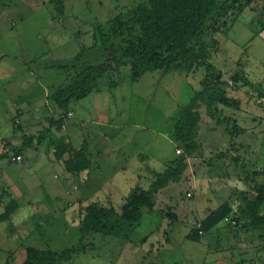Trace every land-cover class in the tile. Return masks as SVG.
Listing matches in <instances>:
<instances>
[{"label":"rangeland","instance_id":"obj_1","mask_svg":"<svg viewBox=\"0 0 264 264\" xmlns=\"http://www.w3.org/2000/svg\"><path fill=\"white\" fill-rule=\"evenodd\" d=\"M147 1L0 0V215L13 201L20 206L10 221L0 224V264H22L24 245L55 253L86 246L84 254L63 264H151L153 257L162 260L160 264H256L264 259V251L255 249L261 243L252 239L258 233H250L245 243L224 222L199 242L186 239L202 224L195 219L196 204L218 207L228 200L230 190L248 191L264 181H245L249 175L264 172V0H254L239 18L229 21L227 34L218 35L220 47L212 59L223 81L231 86L230 98L240 103L239 111L226 110L224 116L236 120L245 133L231 142L203 110L202 156L190 165L181 182L159 195L155 213L144 215L129 241L94 234L83 242L82 210L99 203L120 212L121 196L138 182L133 177L139 172L137 167L144 164L157 174L171 167L178 158L174 127L202 89L204 71L148 73L135 82L127 66L115 93L104 87L101 94L81 102L83 106L97 104L95 122L99 124L91 129L107 136L110 144L103 158L93 162L95 168L96 164L101 167L95 170L96 177H70L63 163L62 167L48 166L57 145L73 148L65 137L69 124L61 131L52 128V135L43 136L44 142L34 151L19 155L21 163L12 162L25 129L28 135L39 137L48 126L41 122L31 130L25 116L29 114L34 123L45 119L50 92L66 84L73 73L65 67L83 52L85 61H96L97 40L100 44L103 36L112 37L114 21ZM241 77L252 87L239 83ZM18 111L24 112V119ZM5 117L10 121L4 123ZM69 118L74 119L73 112ZM139 154L140 159L136 158ZM143 169L140 173L146 176ZM115 173L116 181L122 183L118 193L99 184ZM170 190L178 197L173 214L179 219L173 226L168 217L161 216ZM188 193L194 199H187ZM167 237L170 244L164 242Z\"/></svg>","mask_w":264,"mask_h":264},{"label":"trees","instance_id":"obj_2","mask_svg":"<svg viewBox=\"0 0 264 264\" xmlns=\"http://www.w3.org/2000/svg\"><path fill=\"white\" fill-rule=\"evenodd\" d=\"M253 3L254 0H148L129 15L114 21L112 37L103 36L100 44L97 40L93 49L99 50L96 61H85L83 52L71 66L65 67L73 73L67 78L66 84L50 92V109L44 119L48 126L44 128L42 125L45 124L42 123L43 131L39 132V137L26 134L21 147L15 151L17 156L29 149L34 151L36 146L44 142L43 136L52 135V128L61 131L70 119L73 103H81L93 94H101L104 87L110 93H115L124 67H130L135 82L148 73L183 71L193 74L204 71L200 83L202 89L174 127V141L182 154L165 173L152 174L153 180L148 191L134 188L124 198L120 212L112 206L105 207L99 203H92L83 209V242L94 234L129 241L130 233L141 224L144 215L155 213L159 195L181 182L189 171L190 161L202 156L200 132L203 110L215 127L224 129L231 142L234 143L240 134L245 133L236 120L224 116L226 110L239 111L240 103L230 98L231 86L229 82L223 81L212 59L220 47L218 35L227 34L229 21L239 18ZM114 40L117 44L109 46ZM97 62L99 64L96 65ZM238 80L252 87L246 78ZM56 157L66 166L70 177L80 176L90 170L87 141L80 150L64 144L57 145ZM253 177L249 175L245 181L255 184V178L264 179V172H256ZM252 194L257 197L252 199ZM233 196L239 201L237 210L233 209L232 200L222 205L202 222L203 233L206 236L230 219L236 226L229 223L228 227L240 229L244 233H258V240L264 246V181L252 185L248 191H235ZM19 208L16 201L11 202L0 215V224L10 221ZM168 217L178 219L169 213ZM201 238L196 229L192 231L190 240L199 242ZM22 250V264H63L84 254L86 246L82 244L80 248L61 253L27 245Z\"/></svg>","mask_w":264,"mask_h":264},{"label":"crops","instance_id":"obj_3","mask_svg":"<svg viewBox=\"0 0 264 264\" xmlns=\"http://www.w3.org/2000/svg\"><path fill=\"white\" fill-rule=\"evenodd\" d=\"M102 92H103V90H102ZM83 105H85V104H80L79 103L76 106H71L70 112H73L74 119H71V120L68 121L67 124H69V125H67V127H66L67 129H66V135H65V137L67 138V141H70V144L72 145L73 149H75V150H80L82 148L84 142L86 141V139L88 140L87 141L88 142V158H89V161L91 162V167H90L89 171H87L85 173H82L79 176L82 179L84 177H86V175L88 176L89 174L91 175V177H96L97 173L95 174V170L101 169V167H99V165L96 164V168H95L93 162L95 160H97L98 158L99 159L103 158L105 153L107 151H109V148H110V144L108 143V139L106 138L107 136L106 137L105 136H100L98 133H96L97 131L95 130V128L91 129V127H94V124L95 125L99 124V123L95 122V121H98V116L96 118V115H98L97 114V110H98L97 109L98 108L97 104L93 105V103L91 102V104L89 106H83ZM17 114H21L22 116L20 118L24 119L23 116H25V115H24L23 111H18ZM6 120L10 121V119L8 120V118L5 117V121L2 120V122L4 121V123H5V122H7ZM25 120L27 121L25 125H27L28 127H31V130L33 129V127H34V129H35V127L39 128L38 126H40L41 122L42 123L44 122V120L38 121L37 123L32 122V119L30 118L29 114L27 116H25ZM27 123H30V124H27ZM24 129H25V127H23V130ZM23 130H22V132H23ZM25 130H26V133H24V135L28 134V130L27 129H25ZM177 151H178V148H177ZM177 151H176V155L178 156ZM140 157H141V154L136 156V158H138V159H140ZM197 160H199V159L191 160L190 161V165H194V163ZM62 163H63L62 161L57 160V157L55 155L53 157L52 162L47 163V164H48L49 167H52V165H55V166H58V167H62ZM142 169H143L144 173L147 174L146 176L143 173H140L142 171ZM137 170H139L138 174H134L133 177H135L138 180V182L135 183L134 185H132L133 187H130L127 195L134 188H140L142 190L148 191L150 189V187H151L152 180H153L152 174L156 173L153 170V168L144 167V164H142V165H140V167H137ZM118 173H120V172H118ZM117 175L118 174L115 173L111 177H109L108 180L99 181V184H101L103 186L104 185L109 186V188L112 187L114 189L113 192H117L118 193L117 187H118L119 184H122V183H119L118 181H116ZM166 190H164V191H166ZM234 191L235 190H233V191L230 190L228 200L226 202H224L223 204H220L218 207H212L210 204H207V205L196 204L194 206L195 207L194 211L197 212L195 219L198 220V221H202V222L205 221L214 211L219 209L225 203L230 202V200H232V202H231L232 203V207L236 211L238 206H239V201H238L237 197L233 196L234 195L233 194ZM188 194H187V196H188ZM120 195H122V194L120 193ZM127 195L123 194L121 196L122 197L121 198L122 204L120 206V210H121L122 205L124 203V198ZM167 198H168V200H167ZM187 199H194V196L191 195V197L190 198L187 197ZM166 200H167L168 204L164 203L163 204L164 207L161 209V213H162L161 216H164V217H168V213L172 215L173 211L176 209V206L178 205V197L175 195L174 191L171 192V190H170V192L168 194V197H166ZM147 214L149 215V214H154V213H147ZM262 216H264V211L262 212ZM169 219L171 220L170 225H172V224L174 225L175 221H177L179 218L178 219L169 218ZM172 222H174V223H172ZM192 228H193V226H192ZM232 230H234V229H232ZM234 232L245 243L247 242V240L249 239V236L251 235L250 233H244L240 229L234 230ZM191 233H190V235H191ZM166 235H167V233H166ZM190 235L187 236V238H186L187 240H190ZM254 238L258 239V235H257V237H252V239H254ZM164 242L170 244L169 237H167L166 241H164ZM261 245L262 244H259V246L257 248H255L257 252L264 251V249H263L264 246H261ZM166 246H168V245H166ZM150 260H151V264H160V262H162V260L156 259L154 257L151 258ZM260 261L264 262V259L260 258V260H258L256 264H260Z\"/></svg>","mask_w":264,"mask_h":264},{"label":"built area","instance_id":"obj_4","mask_svg":"<svg viewBox=\"0 0 264 264\" xmlns=\"http://www.w3.org/2000/svg\"><path fill=\"white\" fill-rule=\"evenodd\" d=\"M177 154L180 155V154H182V152L181 151H177ZM12 162L13 163H21L22 162V157L21 156H16V157H14L12 159ZM188 197L190 198L191 195L189 194ZM225 223H227V224L230 223L231 224L232 222H231L230 219H226ZM232 226H236V224L235 223H232ZM197 231L199 232V234H200L201 237H204L205 236V234L203 233V230H202V224L201 223H199L197 225Z\"/></svg>","mask_w":264,"mask_h":264}]
</instances>
